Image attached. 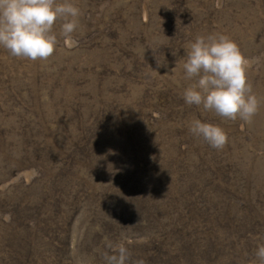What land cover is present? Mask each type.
Instances as JSON below:
<instances>
[{"label": "rangeland", "instance_id": "1", "mask_svg": "<svg viewBox=\"0 0 264 264\" xmlns=\"http://www.w3.org/2000/svg\"><path fill=\"white\" fill-rule=\"evenodd\" d=\"M68 2L81 10L78 27L65 38L57 22L47 60L0 46V264H104L107 242L122 237L130 251H146L163 225L170 233L194 228L175 186L204 181L209 169L225 172L245 197L230 229L247 244L244 264H259L264 0ZM208 35L229 37L249 61L260 100L250 123L184 102L193 82L185 79L186 53ZM196 119L227 132L223 150L191 133ZM114 200L136 202L145 214L115 210ZM121 215L130 220L118 225Z\"/></svg>", "mask_w": 264, "mask_h": 264}, {"label": "clouds", "instance_id": "2", "mask_svg": "<svg viewBox=\"0 0 264 264\" xmlns=\"http://www.w3.org/2000/svg\"><path fill=\"white\" fill-rule=\"evenodd\" d=\"M80 15L81 10L68 0H0V46L14 57L47 60L58 44L54 32L57 22L62 21L61 35L67 38L76 31ZM248 64L238 44L229 37L198 36L183 64L185 79L193 81L183 92L184 102L225 119L240 118L250 123L258 113L260 100L249 81ZM190 131L216 150L228 144V134L219 125L196 119ZM131 242L126 237L107 242L104 264H145L143 259L133 260L128 247ZM255 255L259 264H264V245L258 246Z\"/></svg>", "mask_w": 264, "mask_h": 264}, {"label": "trees", "instance_id": "3", "mask_svg": "<svg viewBox=\"0 0 264 264\" xmlns=\"http://www.w3.org/2000/svg\"><path fill=\"white\" fill-rule=\"evenodd\" d=\"M208 172L210 174L204 181L182 182L175 186V190L183 189L180 199L182 208L187 210L184 217L194 228L170 233V230L163 225L162 229L165 230H162L146 251L142 248L131 251L133 260L143 259L145 264H244L250 260L246 258L245 240L239 238L238 232L230 229V215L235 214L234 210H238L242 203L245 204V197L241 196L235 181L226 177L225 172L209 169L201 173L200 178ZM243 192L247 194V190L244 189ZM150 205L154 212H158L156 205ZM165 206L168 205L165 204ZM190 206L194 211L191 215L189 214ZM123 207L130 208L132 210L130 214L144 213L136 202L114 200L112 203V208L115 210ZM150 211L149 209V215ZM210 211L212 212L206 216L200 214ZM136 215H134V223H142L138 222ZM240 217L250 219L243 215ZM122 218L130 220L121 215L116 222L118 225ZM207 225L211 226L210 230H204V226ZM202 241L207 244L203 246ZM92 256L94 254H88L89 258ZM247 264L253 263L251 261Z\"/></svg>", "mask_w": 264, "mask_h": 264}]
</instances>
